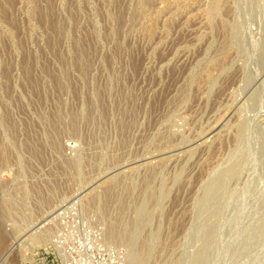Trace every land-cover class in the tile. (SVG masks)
Listing matches in <instances>:
<instances>
[{
	"label": "rangeland",
	"instance_id": "374dc122",
	"mask_svg": "<svg viewBox=\"0 0 264 264\" xmlns=\"http://www.w3.org/2000/svg\"><path fill=\"white\" fill-rule=\"evenodd\" d=\"M0 228V264H264V0H0Z\"/></svg>",
	"mask_w": 264,
	"mask_h": 264
},
{
	"label": "built area",
	"instance_id": "2783aa9c",
	"mask_svg": "<svg viewBox=\"0 0 264 264\" xmlns=\"http://www.w3.org/2000/svg\"><path fill=\"white\" fill-rule=\"evenodd\" d=\"M74 245L76 246V251L79 254H83L85 256L88 253H92V251H93V245L90 244L87 240L81 241V242H76ZM54 246H55V254L57 255L56 257H54V261L61 262L63 260V257L61 254L65 250V248H64L65 245L62 242V240L57 238L56 245H54ZM74 264H84V263L82 260H77V262ZM96 264H103V263L98 262ZM107 264H119V263L117 262V260L111 259V260H109V262H107Z\"/></svg>",
	"mask_w": 264,
	"mask_h": 264
},
{
	"label": "bare ground",
	"instance_id": "6f19581e",
	"mask_svg": "<svg viewBox=\"0 0 264 264\" xmlns=\"http://www.w3.org/2000/svg\"><path fill=\"white\" fill-rule=\"evenodd\" d=\"M146 1V0H145ZM143 3V2H142ZM53 13V12H52ZM53 20V19H52ZM78 51V50H77ZM133 69V68H132ZM72 201V200H71ZM72 205V204H71ZM55 220V219H54ZM10 224H8V226H9ZM52 226V225H51ZM1 229V228H0ZM48 229V228H47ZM16 230V229H15ZM3 232H4V230H3ZM117 232V231H116ZM121 233V232H120ZM4 234V233H3ZM119 234V233H118ZM122 234V233H121ZM119 236V235H118ZM115 238V237H114ZM7 239V238H6ZM5 240V239H4ZM108 243V242H107ZM110 243V242H109ZM9 251V250H8ZM14 251V250H13ZM9 252H11V250L9 251ZM5 255V254H4ZM7 258V257H6ZM135 262V261H134Z\"/></svg>",
	"mask_w": 264,
	"mask_h": 264
}]
</instances>
